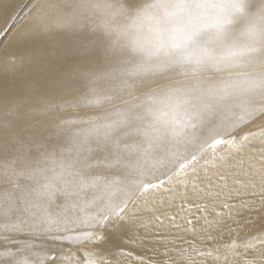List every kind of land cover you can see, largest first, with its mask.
<instances>
[{"label": "snow or ice", "instance_id": "6c2138e0", "mask_svg": "<svg viewBox=\"0 0 264 264\" xmlns=\"http://www.w3.org/2000/svg\"><path fill=\"white\" fill-rule=\"evenodd\" d=\"M60 19L86 29L80 59L51 82L54 96L41 95L27 111L6 101L0 113V240L11 243H0V264H58L45 241L84 250L65 254L69 264H109L95 249L109 227L135 226L129 191L171 194L155 175L162 169L187 190L197 160L191 147L215 153L225 144L239 154L257 134L237 140L234 129L264 120V0H75ZM105 104L113 107L88 119L64 115ZM165 107L182 115L164 119ZM35 116L46 122L30 123ZM244 176L245 190L264 205V163ZM216 217L208 229L221 225ZM260 248L264 264V241ZM252 249L245 244L233 256L258 264ZM157 264L189 261L180 250Z\"/></svg>", "mask_w": 264, "mask_h": 264}, {"label": "bare ground", "instance_id": "6f19581e", "mask_svg": "<svg viewBox=\"0 0 264 264\" xmlns=\"http://www.w3.org/2000/svg\"><path fill=\"white\" fill-rule=\"evenodd\" d=\"M74 3L75 0H0V113L6 101L18 103L27 111L41 95L54 96L51 82L80 59L77 52L87 31L84 27H62L60 19L72 11ZM112 107L105 104L78 112L69 110L64 115L88 119ZM162 111L164 119L182 115L179 108L173 111L165 107ZM36 120L46 122L45 117L35 116L30 123ZM261 128L264 120L258 119L234 129L232 138L237 140L250 133L257 134L249 135V142L239 154L230 152L225 144L217 146L215 153L207 147L203 151L191 147L189 150L197 155V160L188 166L187 190L183 185L177 188L174 179L168 181L162 169L155 175L173 189L171 194L164 188L150 189L145 194L129 191L132 201L129 212L135 213V226L109 227L105 230L106 240L95 251L102 252L109 264H157L166 252L176 254L180 250L189 264H224L226 256L232 264L234 259L241 260L233 252H243L244 245L250 244L253 246L250 255L259 264L260 243L264 241V205L259 195L251 196L241 182L247 179L244 172L249 165L258 171L264 163ZM150 179L156 183L155 177ZM96 194L89 191L88 196ZM242 203L251 207H241ZM225 204L232 208L230 214ZM217 213L223 216L221 225L208 229L206 220H213ZM45 242L78 251L68 241ZM233 244L234 250L229 247ZM57 250L53 252L58 264H67L62 258L66 255L61 257L62 250L59 249L60 254ZM208 252L212 255L207 256Z\"/></svg>", "mask_w": 264, "mask_h": 264}, {"label": "rangeland", "instance_id": "374dc122", "mask_svg": "<svg viewBox=\"0 0 264 264\" xmlns=\"http://www.w3.org/2000/svg\"><path fill=\"white\" fill-rule=\"evenodd\" d=\"M20 240H21V241H20ZM16 241H18V242H16ZM16 241H15V243L18 244V245H19V244H22V243L24 242L22 239H18V240H16ZM0 243L7 244L9 247H11V243H9V242H7V241H2V240H0ZM38 243H39V242H38ZM48 243H49V242H48ZM48 243H47V242H44V243H43V246L45 245L44 247H47V246H48V247H51V248L53 249L54 252H56V248H57V249H58V250H57L58 254H60L59 252H61V250H62V252H64V253L61 252V254H60L61 257H62V255L65 256L64 254H70L71 257H76L77 255H80V256L83 255V252H79V251H76V250H73V249L70 250L71 248H69V247H67V246H64V245H58V244H53V243H49V244H50V245H49ZM60 246H62V247H60ZM55 247H56V248H55ZM58 247H59V248H58ZM65 247H66V250L69 249V251L67 250L69 253H67V251L64 250ZM59 249H61V250H59ZM0 250H2V249H0ZM65 251H66V252H65ZM70 252H71L72 254H71ZM62 258L65 259L66 262H68L67 264H69V258H68L67 255H66L65 257H62ZM66 259H68V260H66Z\"/></svg>", "mask_w": 264, "mask_h": 264}]
</instances>
